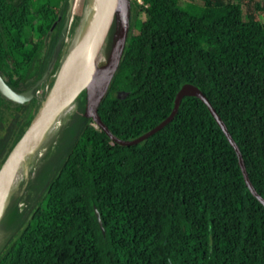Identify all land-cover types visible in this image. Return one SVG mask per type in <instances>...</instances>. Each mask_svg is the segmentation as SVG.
<instances>
[{"label": "trees", "instance_id": "16d2710c", "mask_svg": "<svg viewBox=\"0 0 264 264\" xmlns=\"http://www.w3.org/2000/svg\"><path fill=\"white\" fill-rule=\"evenodd\" d=\"M53 1L0 0V75L16 93L38 82L28 102L0 96V165L89 17L74 15L64 25L68 0ZM127 1L124 48L96 103L99 118L115 137L135 139L161 122L179 88L191 84L226 127L264 199V0L262 22L232 0ZM114 18L115 38L102 64L113 63L117 52L121 12ZM84 89L71 99L62 142L75 135L0 250V264H264V208L197 98L182 97L161 129L121 146L84 117Z\"/></svg>", "mask_w": 264, "mask_h": 264}, {"label": "water", "instance_id": "95a60500", "mask_svg": "<svg viewBox=\"0 0 264 264\" xmlns=\"http://www.w3.org/2000/svg\"><path fill=\"white\" fill-rule=\"evenodd\" d=\"M121 2L123 5V9H122V13H121V29H120V38H119V42H118L117 52H116L115 58L113 60L109 75H108V77H107V79L103 85L101 92L95 97L89 96L88 94H86L85 104H84V113H83L84 117L89 118L91 120L92 125L94 127L100 128V130L103 131L104 134L115 144H118L121 146H131V145H135V144L143 141L144 139H146L147 137H149L150 135L154 134L159 129H161L165 124H167L173 118L182 97L190 96V97L197 98L207 108L212 119L214 120V122L216 123L218 128L223 133L228 144L233 149L235 156L237 158V164H238V167L240 169L244 185L246 186L247 190L252 195V197L255 198L256 201L264 208V199L261 198L253 189V187H252V185H251V183L247 177V174H246V171L244 168V164H243V161L241 158V154H240L236 144L234 143V141L232 140V138L228 134L226 127L224 126V124L222 123V121L220 120V118L218 117L216 112L214 111V109L211 107L210 103L207 101L205 96L196 87L192 86L191 84H183L179 88V90L177 91V93L174 96L173 105H172V109H171L170 113L161 122H159L156 126H154L149 131L145 132L141 136H139L135 139H132V140H123V139H119V138L115 137L114 135H112L108 131L106 125L102 122V120L99 118V116L97 114L96 103L99 100H101L103 98L104 94L106 93V91L108 89V85L110 83V80H111V78H112V76H113V74H114V72L118 66L119 59H120V56H121L123 48H124V43H125L126 34H127L128 1L127 0H121ZM103 15H104L103 0H100L99 4L96 6V8L91 9V13L89 14L86 25H85L79 39L77 40V43L74 45L73 49L77 46V44H79V42L83 38L84 34L86 33V31L90 27L93 19L97 18L99 20V22L101 23L103 20ZM113 15H114V12L112 13V16ZM58 20H59V17L57 18V21ZM55 24H56V22H54L52 24L51 29L54 27ZM108 27L109 26L106 27L105 31L102 34H100V33L98 34V36L96 37V39L94 41V44H93L94 46L97 44H99L100 46L102 45V42L104 40V37H105V34H106ZM100 46H99V48H100ZM71 51L66 56L64 63H63V65H62V67H61V69H60V71H59V73H58V75L54 81V84L52 85L51 89L49 90L44 101L41 103L39 109L37 110L35 115L30 120L26 129L22 133L21 137L18 139V141L16 142L14 147L10 150V152L7 154L4 161L0 165V174H1L3 169H4L5 164L9 160V157H10L12 150L17 145L23 144L24 147L20 153L19 158L17 159V161L15 163V168L12 172V175L10 176L7 184L5 185V191H4V196H3L2 202L4 201V198L7 194L10 186L12 185L13 181L16 178V175H17L16 171H17L18 167L22 164V162H23L24 158L26 157V155L28 154V152L37 143V142L35 143V141H36V137L37 138L39 137L38 131L43 129V127L45 126V124L47 123V121L49 120L51 115L54 113V111L60 106V104L63 103L64 95L66 94L70 85L72 84V82L74 81V79L76 78V76L78 75V73L80 72V70L82 69V67L84 66V64L86 62V58H79L78 56H75L71 59L69 66L66 67L67 59H68L69 55L71 54ZM44 76H45V74L42 76V78ZM37 84H38V82L34 85V87ZM34 87H32L31 89H29L23 93H16V92L12 91L6 85V83L3 81V79L0 75V96L4 97L6 100H9L13 103H25V102L30 101L31 97H32L31 92H32V89ZM2 202L0 205V210H1V207L3 204ZM93 212H94L97 224H98V226H99V228L103 234V229L101 226V222H100L98 213L96 212L95 209H93Z\"/></svg>", "mask_w": 264, "mask_h": 264}, {"label": "rangeland", "instance_id": "374dc122", "mask_svg": "<svg viewBox=\"0 0 264 264\" xmlns=\"http://www.w3.org/2000/svg\"><path fill=\"white\" fill-rule=\"evenodd\" d=\"M177 1L181 4L186 2V0ZM261 1L262 0H232L233 3L239 2L241 4L243 14L250 15L259 22L263 21L260 12ZM53 2V4H55V0ZM91 9V0H68L63 12L65 18L64 25L68 26L74 15L80 14L82 16H87L91 13ZM117 24L118 20L114 18L99 48L98 55L102 61L106 55L107 48L115 38ZM76 43L71 46L69 52ZM12 56L17 57L18 51L13 50ZM17 65L20 69H23V65L20 62H18ZM84 92L87 93L86 88ZM72 110V100L60 104L41 130L39 137L35 141V143H37L28 152L22 164L18 167L16 178L10 186L0 210V250L14 238L16 231L21 226L22 220L25 219L35 207L38 199L44 193L49 180L55 173L65 151L69 147L70 140L75 133H72L70 135L71 137L64 143L60 140L63 139L61 137L62 129L67 122V116Z\"/></svg>", "mask_w": 264, "mask_h": 264}, {"label": "bare ground", "instance_id": "6f19581e", "mask_svg": "<svg viewBox=\"0 0 264 264\" xmlns=\"http://www.w3.org/2000/svg\"><path fill=\"white\" fill-rule=\"evenodd\" d=\"M99 2L100 0H91V8L95 9ZM103 7L104 15L102 22L100 23L97 18L93 19L83 38L71 51V54L67 59L66 67L69 66L71 59L75 56H78L79 58H86V62L64 95L63 103L70 101L72 97L75 96L82 88H86L89 96H97L101 92L103 85L109 75L112 63L100 64L101 59L98 55L100 45L97 44L94 46L93 44L98 34H102L106 27L109 26L113 18L112 13H115V11H120L122 13L123 5L121 0H103ZM40 131L41 130L38 131V135ZM23 147V144H19L12 150L9 160L5 164L4 169L0 174V205L3 200L5 185L12 175V172L15 168V163L19 158Z\"/></svg>", "mask_w": 264, "mask_h": 264}]
</instances>
